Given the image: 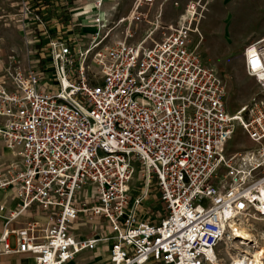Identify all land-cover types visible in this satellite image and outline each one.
<instances>
[{
  "label": "built area",
  "instance_id": "2783aa9c",
  "mask_svg": "<svg viewBox=\"0 0 264 264\" xmlns=\"http://www.w3.org/2000/svg\"><path fill=\"white\" fill-rule=\"evenodd\" d=\"M154 2L131 0L119 22L144 20ZM203 10L189 0L178 20L138 40L129 29H99L87 42L51 38L48 66L3 68L0 141L9 160L0 189L18 202L0 254L72 264L101 248L107 260L97 264H216L230 222L255 235L262 224L264 235V36L242 50L254 92L229 111L222 78L192 42ZM135 163L144 186L132 194ZM151 178L156 217L144 204ZM25 212L28 220L9 226ZM75 224H89V235H74Z\"/></svg>",
  "mask_w": 264,
  "mask_h": 264
},
{
  "label": "rangeland",
  "instance_id": "374dc122",
  "mask_svg": "<svg viewBox=\"0 0 264 264\" xmlns=\"http://www.w3.org/2000/svg\"><path fill=\"white\" fill-rule=\"evenodd\" d=\"M97 1L101 3L102 0H0V78L7 65L15 66L28 61L36 67L48 66L46 45L51 38L77 36L87 42L100 28V34L109 29L112 30L111 35H120L129 29L132 38L140 37L157 22L164 24L178 20L189 0H155L147 18L123 22L119 20L128 15L131 0H103L100 11L104 13L86 10L81 14L85 20L82 24L73 19L77 11ZM202 3L204 10L197 23L198 33L192 34V42L197 44L203 61L215 68L222 78L226 92L225 104L229 111H234L254 92V82L243 70L242 50L249 42L264 36V0H202ZM160 6L161 15L156 12ZM96 15L100 17L98 25L93 22ZM91 68L97 69L94 64H91ZM237 131L236 135H239V129ZM230 144L233 147L237 145L235 138ZM8 160L0 141V169L5 168ZM134 169L130 183L132 194L138 193L144 186L141 167L135 163ZM17 202L10 188L0 189V203L7 205V211L15 210ZM144 204L150 209L151 217L162 213L159 191L153 178L150 179ZM7 211L4 216L9 215ZM26 220L20 215L16 224L20 226ZM2 223L4 219H0ZM256 229V236H260L263 225H256ZM72 232L74 235L87 236L90 233L89 224H75ZM223 242L216 247V254L220 263L228 264L235 250L231 246L227 248ZM21 257L16 254H0V264H22L26 260L22 259L20 263ZM106 260L105 250L98 248L77 254L72 264L103 263Z\"/></svg>",
  "mask_w": 264,
  "mask_h": 264
},
{
  "label": "bare ground",
  "instance_id": "6f19581e",
  "mask_svg": "<svg viewBox=\"0 0 264 264\" xmlns=\"http://www.w3.org/2000/svg\"><path fill=\"white\" fill-rule=\"evenodd\" d=\"M230 231L232 237L229 240L222 239V241L227 248L231 246L235 250L234 255H230L231 264H264V243H261L264 238L263 234L258 233L260 236L257 235V237L245 226L233 222H230ZM216 264H220V262H216Z\"/></svg>",
  "mask_w": 264,
  "mask_h": 264
},
{
  "label": "crops",
  "instance_id": "0c3cea01",
  "mask_svg": "<svg viewBox=\"0 0 264 264\" xmlns=\"http://www.w3.org/2000/svg\"><path fill=\"white\" fill-rule=\"evenodd\" d=\"M103 1V0H102ZM102 1H101V4H100V6H98L97 7V3H94V4H89V6H87L86 8H84V9H82V10H80V11H77L76 13H77V15L73 18V19H76V21H80L81 22V24L85 21L83 18H82V16H81V14H84V12L86 11V10H91V11H98L99 13H104V12H102V11H100L101 10V7H102ZM75 21V20H74ZM73 21V22H74ZM72 36V35H71ZM70 37V36H69ZM141 37V36H140ZM140 37H136V38H132L133 40H138ZM2 149L3 150H5L4 148H3V146H2ZM5 152H6V150H5ZM0 206H3V210L2 211H0V219L1 220H3L4 219V222H5V217L6 216H4V214L6 213V211H7V205L6 204H3V203H0ZM11 211H13V210H9V211H7L8 213L9 212H11ZM26 219H29V216H31L32 214H30V213H27V212H25L24 214H22ZM37 218H39V219H43L44 217H43V214L42 213H40V214H38L37 215ZM18 219V218H17ZM16 219V220H17ZM16 220H14V221H12L11 223H10V227H17L18 225L16 224ZM3 223H2V225L0 224V235H1V232H2V229H3ZM10 243H11V245H14V241H13V236H10ZM11 254H13V253H11ZM15 254V253H14ZM16 255H20V256H22L21 257V261H20V263H22V259L23 260H26L24 263H22V264H26V263H28V262H30L31 261V258H30V256L28 255V254H23V253H20V254H16ZM96 262V261H95ZM88 264H97V263H88Z\"/></svg>",
  "mask_w": 264,
  "mask_h": 264
}]
</instances>
